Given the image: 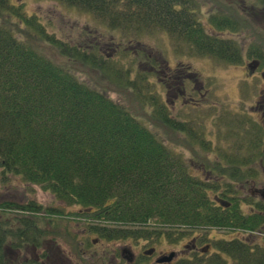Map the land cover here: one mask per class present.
<instances>
[{"label":"trees","instance_id":"trees-1","mask_svg":"<svg viewBox=\"0 0 264 264\" xmlns=\"http://www.w3.org/2000/svg\"><path fill=\"white\" fill-rule=\"evenodd\" d=\"M60 1L88 11L110 28L138 33L164 30L176 43L177 52L182 50L180 44L186 43L196 53L229 62L242 61L243 52L240 42L223 32L241 31L245 20L261 25L259 19L262 22L264 18V8L253 9L245 20L217 10L209 15L207 30L197 18V0ZM259 3L264 4V0ZM7 13L15 22L31 24L17 2L0 0V14ZM38 32L60 53L106 69L101 45L86 43L88 47L80 48V40L73 43L71 38L42 29ZM248 48V54L258 61L264 58L261 44L253 43ZM128 71L132 72V66L121 74ZM132 79L128 76L126 85L133 88L138 101L143 105L152 103V115L180 128V123L173 121ZM258 154L264 160V152ZM182 162L123 103L79 80L31 41L18 38L15 29L0 20L3 177L19 175L39 183L61 200L82 205L83 212L91 217L88 232H96L103 239L156 235L179 243L194 232L201 240L203 227H241L246 231L242 237L215 240V245L210 244L213 248L183 254L172 264H264V239L261 242L262 236L258 240L253 236L262 230L264 200L257 198L252 210L245 213L229 188L224 195L233 196L224 200L226 204L212 203L208 193L212 187L192 177ZM27 207L31 209L15 200L0 201V264H5L1 250L9 239L10 245L17 247L27 243L36 246L39 242L42 232L36 219L16 216L9 222L4 218L7 211H25ZM141 262L144 260L128 264Z\"/></svg>","mask_w":264,"mask_h":264},{"label":"rangeland","instance_id":"rangeland-1","mask_svg":"<svg viewBox=\"0 0 264 264\" xmlns=\"http://www.w3.org/2000/svg\"><path fill=\"white\" fill-rule=\"evenodd\" d=\"M12 1L22 7L31 23L15 22L8 13L0 14V20L7 21L18 38L31 41L79 80L134 112L182 158L192 177L212 187L208 189L212 203L231 199L233 195H224L230 188L241 209L245 213L252 210L251 205L264 186V160L258 154L264 152V113L261 112L264 58L258 61L249 55L248 47L253 43L264 47V18L262 22L259 19L261 25L250 23L252 26L245 18L253 9L263 10L264 4L259 0H197V18L207 30H210L209 15L217 10L245 20L241 31L223 32L236 38L243 52L242 61L229 62L196 53L186 43L180 44L182 50L177 52L176 43L164 30L138 33L110 28L88 11L60 0ZM40 29L64 39L71 38L73 43L80 40L77 42L80 48L87 44L101 45L106 69L60 53L42 40ZM129 66L132 72L127 74L136 86L155 99L159 108L180 123V128L164 124L152 115L155 110L152 103L143 105L138 101L133 88L126 85L127 74H121ZM117 75L121 77L120 82ZM260 99L258 106L256 102ZM5 199L33 209L7 211L4 218L9 222L16 216L36 219L42 232L36 246L27 243L17 247L10 245L11 239L6 241L1 250L5 264H128L132 263L127 260L131 257L130 251L136 260H144L143 264H162L156 261L158 257L175 250L177 254L184 253L185 246L188 245L187 249L191 246V242L184 245V241L197 235V232L189 234L179 243L156 235L137 239L99 238L96 232H88L86 227L91 217L83 212L82 205L57 198L39 183L11 173L3 177L0 172V201ZM260 228L262 232L257 231L253 236L257 240L262 236L259 238L262 242L264 223ZM200 232L204 237L197 241L199 247L204 241L215 245V240L220 238L246 235L241 227L209 226ZM148 249L151 253H144Z\"/></svg>","mask_w":264,"mask_h":264},{"label":"flooded vegetation","instance_id":"flooded-vegetation-1","mask_svg":"<svg viewBox=\"0 0 264 264\" xmlns=\"http://www.w3.org/2000/svg\"><path fill=\"white\" fill-rule=\"evenodd\" d=\"M202 93V92H201ZM260 102H261V99L260 100H257V102H256V104L258 105H260ZM258 105V106H259ZM263 106H264V102H263V104H262ZM257 109L259 108V107H256ZM261 110V109H260ZM262 113H264V109L261 111ZM218 204H220L219 202H218V200L216 201ZM191 240V241H190ZM190 240H188L187 242H185L184 241V245L185 244H188L189 242H191V246L189 247V249H187V246L188 245H186L185 247H186V251L184 252V253H181V254H177L178 253V251H176L175 250V253H174V255H173V257L170 259V260H166V261H163V262H161L162 264H172L173 262H175L176 261V259L177 258H180L183 254L185 255V254H190V253H192V252H196L197 250L198 251H200V250H206V249H208V248H211L210 247V242H206V241H204L203 242V245L202 246H200L199 247V245H198V242H199V240H198V236L197 235H195V236H193V237H191V239ZM198 241V242H197ZM183 249V248H182ZM181 249V250H182ZM169 253V252H168ZM164 254H167V253H163V255ZM130 255H131V259L128 257L127 258V260L128 261H131V262H135V255L130 251ZM147 256V255H146ZM135 259V260H134Z\"/></svg>","mask_w":264,"mask_h":264},{"label":"water","instance_id":"water-1","mask_svg":"<svg viewBox=\"0 0 264 264\" xmlns=\"http://www.w3.org/2000/svg\"><path fill=\"white\" fill-rule=\"evenodd\" d=\"M257 62V61H256ZM258 63V62H257ZM255 63V65L257 64ZM254 65V66H255ZM259 193L260 195L264 198V186L262 187V189L259 190ZM146 252L150 253L151 252V249H148L146 250ZM173 253H170L169 255H165V256H162V257H159L158 260L159 261H162V260H168L172 257Z\"/></svg>","mask_w":264,"mask_h":264}]
</instances>
